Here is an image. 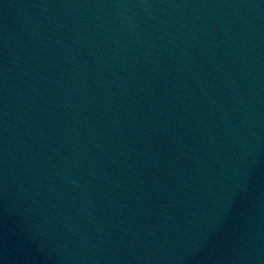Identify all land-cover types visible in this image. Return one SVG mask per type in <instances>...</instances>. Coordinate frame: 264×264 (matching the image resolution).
<instances>
[{"label":"water","instance_id":"water-1","mask_svg":"<svg viewBox=\"0 0 264 264\" xmlns=\"http://www.w3.org/2000/svg\"><path fill=\"white\" fill-rule=\"evenodd\" d=\"M9 264H264V0H0Z\"/></svg>","mask_w":264,"mask_h":264}]
</instances>
